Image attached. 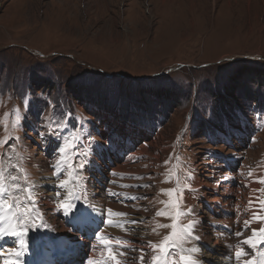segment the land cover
Instances as JSON below:
<instances>
[{"label": "rangeland", "instance_id": "rangeland-1", "mask_svg": "<svg viewBox=\"0 0 264 264\" xmlns=\"http://www.w3.org/2000/svg\"><path fill=\"white\" fill-rule=\"evenodd\" d=\"M263 73L264 0H0V140L9 134L22 138L10 142L12 151L23 154L29 181L41 186L39 208L48 225L29 233L27 241L38 238L27 250H37L41 237L55 245L53 238L69 235L66 217L43 202L52 204V185L72 177L53 175L52 139L38 132L49 136L57 129L61 143L78 135L76 152L68 153L73 167L89 154V145L96 150L99 144L104 157L96 159L101 171L92 168V185L125 194L108 196L114 211L128 214L107 219L137 221L109 226L131 244L125 248L131 264H139L141 248L149 264L154 253L146 242L159 243L171 231L157 227L171 220L156 212L169 200L161 190L177 187L176 173L181 187L190 183L192 189V177L199 174L205 185L221 188L235 159L237 182L245 183L250 171L264 179ZM16 112L27 119L13 129ZM103 127L112 131L104 133ZM108 133L136 138L146 151L116 172L112 169L124 157ZM223 159L229 162L224 167ZM90 171L76 169L75 175L84 177L70 184L78 195ZM102 173L108 175L104 185L97 181ZM141 184L150 186H136ZM260 190L264 200V183ZM188 207L183 202L182 208ZM203 210L208 227L214 216L206 206ZM210 241L204 253L216 248ZM195 245L188 241L184 248Z\"/></svg>", "mask_w": 264, "mask_h": 264}, {"label": "snow or ice", "instance_id": "snow-or-ice-1", "mask_svg": "<svg viewBox=\"0 0 264 264\" xmlns=\"http://www.w3.org/2000/svg\"><path fill=\"white\" fill-rule=\"evenodd\" d=\"M26 119V114L22 116L19 112H16L12 120V128L24 127V121ZM25 135H27L26 132ZM37 135L44 137L46 140L56 139L58 141L56 148L53 149V163L50 165L53 175L57 177H69L71 175L72 177L71 180L68 178L60 179L59 183L52 185L55 192V196L50 197L53 200V210L68 218V223L72 224V227L77 231H79L77 221L82 218H91L95 222L96 216L94 214L98 213L99 219L97 226L91 229L92 237L97 243L91 244L90 250L97 251V249H100V258L96 259L88 256L84 264H124L120 257L126 254L123 251H114V248H130L131 245L119 237L115 238V242L107 235L102 237L103 230L100 225L124 228L126 224H134L137 221L107 219L108 217H127L128 214L114 211L112 208L97 209L88 201L87 197L82 198V194L78 195L70 187L71 183H79L84 179L83 176L75 175L76 169L86 170L89 163L88 153L84 154V159L75 167L70 163L68 153L76 152L80 140L78 135L74 133L69 138H65L62 143L57 136V129H52L49 136H45L44 133L39 132ZM19 139L22 138L9 134L0 140V147L8 146L3 153H0V237L11 236L18 241V249L10 250L14 253L15 259L5 261V264H21L22 257L28 249L27 240L29 233L48 227L47 221L39 208V201L42 198L39 193L41 186L29 181V174L20 163L24 158L23 154L12 151V144L10 142ZM65 168L71 169V173H66L64 171ZM110 174L116 175L114 172ZM175 175L177 187L161 190L168 195L169 200L163 201L162 203L165 204V207L156 212L157 216H165L171 220L170 224H160L157 227L170 228L171 231L159 243L152 241L146 242L154 253L149 264H199L198 259L194 255L199 249L195 246L190 249L184 248L185 243L188 241H200L202 239L198 234L201 222L197 218L194 207L182 208L184 192L185 190H191V184L186 183L181 187L179 184V174L176 173ZM191 175L189 173V176ZM248 175L252 176V172L250 171ZM171 178V176L168 177V179ZM257 182L264 183V179L258 180ZM136 186L149 187L150 185L141 184ZM44 187L47 186L45 185ZM122 187H131V185H122ZM106 191L113 197L125 195L114 192L111 189H106ZM256 191L259 192L261 190L257 189ZM130 198L134 200L139 197L133 196ZM255 203L256 208L252 210L253 200L250 199L248 201L249 210H252L251 218L245 220L242 230L235 232L234 235L237 237L242 236L243 231L247 230L254 222H261L262 226L258 229L252 228L251 235L239 241L237 245H228L229 248H235V251L231 255L236 264H264V261H258L257 259L258 252L264 255V252L261 251L264 249V215H261V213H264V200L257 198ZM184 218H189L188 223H182ZM244 246L252 250L251 256L244 250ZM139 251L141 252L139 264H144L145 249L141 248ZM177 256H179L178 260L176 259ZM245 256H249V258L243 259Z\"/></svg>", "mask_w": 264, "mask_h": 264}, {"label": "bare ground", "instance_id": "bare-ground-1", "mask_svg": "<svg viewBox=\"0 0 264 264\" xmlns=\"http://www.w3.org/2000/svg\"><path fill=\"white\" fill-rule=\"evenodd\" d=\"M111 131H112L111 128L103 130L104 133L111 132ZM128 135H129V132H128ZM106 136L108 137L107 140H109V142L112 143L113 146L115 147L116 152L120 156L124 157L123 163L121 165H117L115 169H112L116 172H123L125 169L124 165L126 164L127 161L135 160L136 156L140 152L142 153L146 151L145 145H143L142 143L140 144L136 138H135L136 140L132 137L128 139V137H123L120 135L111 137L110 133H108ZM135 144H140L139 145L140 150L138 151V153L134 152ZM97 145L98 146H96L97 147L96 150L91 145L88 146V149L90 150V152L88 154L89 163L87 165V168H90L91 171L90 173L85 174V177H86L85 182L86 184L88 182L89 183L87 184L86 188L82 186L83 187L82 197H87L90 203H92L97 209H101L104 203L103 198L98 197L96 191L92 187V182H93L92 168H95V169H98V171H101L100 163H98L96 159L97 157L98 159L99 158L101 159L104 157L102 155V151L98 150L99 144ZM56 146H57V143L55 142V139H52L50 147H49V150L51 151V152L49 151L51 154V157H53V149L56 148ZM256 151L257 150H255L254 152ZM230 163L231 165H228L227 167L229 174L225 176L227 177V179H225L224 177V179L220 182L222 184L221 188H218L216 185L214 187L211 185H205L200 175L194 174L192 177V181H191V183H194V185L192 186V189L190 191H186L184 194V202L194 207L195 212L197 213V218L201 222L200 227L198 229V234L202 237V239L200 241H196L197 245H195V247H197L199 251L194 254L195 257L198 259L199 264H209V263L214 264L212 260L213 258L211 255L212 252H214V254L216 255L218 264H236L235 260L232 258V255H231V253L235 251V248H229L228 245H237L239 241L251 235L252 228L258 229L261 227V222H254L250 225V227L247 230L243 231L242 236L237 237L234 235L235 232H240L242 230L243 222L251 218L252 210H255L256 208L255 202H256V199L259 198V195H260V191L258 192L256 190L260 189V184H261V183H258L257 181L260 180L261 174L258 172L257 173L253 172L252 176H249L247 174V176L244 177V179L246 180L248 179L247 181H245V183L241 181L237 182L235 171L239 163L236 162L235 159L231 160ZM111 165H112V159L109 158L108 163L106 162L105 166L108 167ZM239 171L244 174L243 168H241ZM99 176H101V179L108 177V175L106 176L104 173H102ZM101 179L98 180L97 178V181L101 182ZM39 192L42 193V191H39ZM206 196H209V197H206ZM250 199L253 200L252 210H249V207H248V201ZM43 203L46 206H49L52 209H54L53 202L51 204V201L49 202L48 200H45ZM203 206H206V209L210 210L214 216V218H209V223H207L208 227L204 226V219L207 217V215L204 212L205 209L203 210ZM94 215L96 216L95 222L98 223V219H99L98 213H95ZM100 227L103 230L102 237L104 235H107L109 238L113 239V242H115V238H118V237L122 238L123 240V236L114 232L113 229L109 225L107 226L100 225ZM218 228L220 230H218ZM107 230H109V232H107ZM221 230H222V233L220 234L221 236L220 239H216L218 237L217 233H219ZM60 237L65 240H68L70 239V237H72V235L66 238L60 234ZM0 238L4 239V241L0 243V264H5V261H12L15 259L14 253L10 250L18 249V241L14 237H11V236H4ZM10 238L14 239V241H12V239ZM34 238H38V237L37 236L32 237L31 239H29V241H27V243L29 242L33 244L32 239ZM211 238H213L212 244L216 246V248L212 252H207L208 254L204 253V249L206 248V247L204 248V246H206L208 243L211 242L210 241ZM55 239L53 238L54 244H56ZM60 249L64 250V248H60ZM244 250L249 253V256H251V252H252L251 249H249L247 246H244ZM40 251H42L41 247H39V250L36 253H33V252L29 253V251L27 250L25 256L30 257V259L32 260H36L38 256L42 255ZM100 251L101 250L99 249L98 252ZM114 251H123L126 255L123 257H120V259L124 262V264H131L129 262L130 254L129 253L127 254L125 248L123 249L114 248ZM47 253L50 256L59 254L60 253L59 247L51 245V247L48 248ZM260 253L261 252L257 253V259L259 257L261 258ZM126 256L128 257L127 261L125 260ZM249 256H245L243 257V259H248ZM219 260H222V262L219 263L218 262Z\"/></svg>", "mask_w": 264, "mask_h": 264}, {"label": "trees", "instance_id": "trees-1", "mask_svg": "<svg viewBox=\"0 0 264 264\" xmlns=\"http://www.w3.org/2000/svg\"><path fill=\"white\" fill-rule=\"evenodd\" d=\"M259 71H260V70H259ZM263 74H264V73H263ZM218 95H219V96H223V94H221V93H218ZM252 98H253L254 101H256V97H255V96H253ZM230 138H232V137L229 136L228 139H230Z\"/></svg>", "mask_w": 264, "mask_h": 264}]
</instances>
